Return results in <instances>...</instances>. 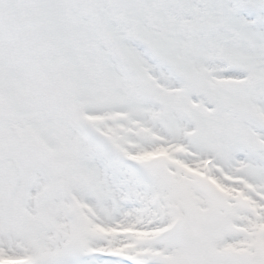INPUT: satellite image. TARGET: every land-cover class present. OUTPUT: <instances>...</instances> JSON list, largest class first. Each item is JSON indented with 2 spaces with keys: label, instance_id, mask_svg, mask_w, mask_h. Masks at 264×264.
I'll list each match as a JSON object with an SVG mask.
<instances>
[{
  "label": "snow or ice",
  "instance_id": "6c2138e0",
  "mask_svg": "<svg viewBox=\"0 0 264 264\" xmlns=\"http://www.w3.org/2000/svg\"><path fill=\"white\" fill-rule=\"evenodd\" d=\"M0 264H264V0H0Z\"/></svg>",
  "mask_w": 264,
  "mask_h": 264
}]
</instances>
